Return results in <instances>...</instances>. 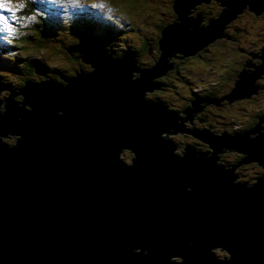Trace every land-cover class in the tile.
I'll return each mask as SVG.
<instances>
[{
	"label": "water",
	"instance_id": "95a60500",
	"mask_svg": "<svg viewBox=\"0 0 264 264\" xmlns=\"http://www.w3.org/2000/svg\"><path fill=\"white\" fill-rule=\"evenodd\" d=\"M202 1L209 2L174 1L181 22L162 30L149 69L132 57L112 59L81 37L66 50L80 52L93 72L76 71L63 84L30 82L19 91L0 82V89L24 96L22 106L11 97L0 105V264H264V174L233 183L241 163L264 169V127L233 136L189 130L183 122L200 110L197 103L180 117L143 100L146 90L158 88L152 78L173 68L169 57L194 55L225 36V25L245 9L264 11V0H219L220 16L201 27L199 13L186 15ZM260 58L240 70L229 101L257 92L264 52ZM132 71L140 77L131 79ZM181 131L212 152L185 146L183 156L174 154L162 133ZM6 133L20 135L14 146L2 143ZM223 147L244 158L229 169L217 165ZM124 148L135 155L132 165L118 158Z\"/></svg>",
	"mask_w": 264,
	"mask_h": 264
},
{
	"label": "trees",
	"instance_id": "16d2710c",
	"mask_svg": "<svg viewBox=\"0 0 264 264\" xmlns=\"http://www.w3.org/2000/svg\"><path fill=\"white\" fill-rule=\"evenodd\" d=\"M174 1L175 0H169L170 4L172 5V10L170 9V12L168 13L167 11H165V16L167 14L176 17L173 9ZM104 2L106 7L111 8L113 12H117V10H123L127 14H132L131 9H134L136 6L139 7L138 4L145 3L143 0H104ZM76 8L77 6L72 7V15L67 16L64 13L65 9L59 6H55L49 3V1L47 6L46 1L43 0H26L24 3H22L20 9L22 12H27L31 20L32 27L27 29H22L19 26H15L17 25V23H12V25L6 17H2L0 15V17H2V19H0V70H4V72L0 71V78H5L10 74H14L17 77L15 81L16 85L14 84V86H17V89L19 90H21L26 84L30 82L39 83L50 80L56 83H62L61 80L66 79L65 81H67L68 79L76 78L77 74L74 76L73 74L66 73L63 69L57 68L54 65L51 66L47 63V61H42L41 55H39L37 59L31 57L30 55L32 54V52L29 51V48L34 46L36 47V53L43 54L46 50H48V46H55V44H57V46H60V48L64 49L69 55V58H71L69 51H67L66 49L70 46L77 45V43L80 44V37H82L86 41L91 40L97 42L101 47L104 48V50L112 59H121L126 56L132 57L135 60V65L138 66L139 69H149L155 64L156 61L152 65L151 62L142 61L140 58L141 56L147 55L151 50L150 40L152 34H144L141 39V46L135 48L133 44L127 43L128 34L121 33L127 29H137V25H129L128 23L130 22L127 23V20H123L124 23H122L121 20H117L114 17L105 19L104 15L97 8L84 3H82V6L79 7V11H77ZM190 9L191 12L195 11V14H187L186 16L189 19L196 18V15L199 13L201 15V20H203L204 18L206 21L208 20L211 23L220 16L222 7L220 6L219 0H209V2L207 3L202 1L199 5H196L195 7L192 6ZM246 10L247 9H245L243 12H246ZM243 12L236 18L243 17ZM253 13L254 15L256 14L254 11ZM52 14H54L57 18H54ZM258 15H261L264 19V11H262V13ZM74 18L75 20L72 21ZM59 19L62 20V22H60ZM70 21L72 22L68 24V31L65 29L64 32L66 33L67 39L60 38V35H63L64 33H60L59 30L62 28V26H67V22ZM178 22H181V20H179ZM147 24V21H143L141 27L147 28ZM229 24L230 23L225 25L224 31L222 32L225 37H220L219 40L222 38L229 39L226 36L233 37L234 39H229L233 44V51H231L230 47H221L220 49H217V47L220 46L221 43H219L215 47L216 53L218 55L223 54L229 60H231L235 55L239 56L238 60L233 61L234 66L231 67L230 71L228 72L231 77V81L229 82L227 89L220 91V93H217L211 90L212 87H206V91L203 90L201 92V89H199L198 94L197 92H192L193 87H190L191 93L190 95H186L185 100H187V102L182 105L181 109L179 107H172V105L166 104V101L162 100L161 97L158 96V94L150 97L144 95L143 100L145 102L158 104L179 115L180 117H185L184 110L189 105L191 106L192 104L197 103L200 109H203V111H205L207 108L204 107V104L206 102L211 103L213 101L212 98L219 96L218 100L221 102V106H224L221 107L220 103L217 102L218 105H211L215 109L208 110L212 117L217 118L214 123L212 122V118L208 117L207 114H205L206 123L199 124L197 122H194L192 120L198 113L192 112L191 114L193 115V117L191 118L190 124L184 122L183 126L189 130L207 129L209 133L214 135H221L224 132L228 136L242 134L250 128L256 126L258 123L260 127H264V124L259 122V118L264 116V83H261L262 80H264V74L255 82L256 85L259 86V89L256 93L248 97L246 96L241 99H236L235 101L233 100V102L227 99V95L233 87L234 81L238 77L240 70H242L243 68L250 70L251 66L259 65L262 63L260 56L264 52V23L258 27V41L256 43L251 42L249 45L243 43L240 40V36H243L245 34H252L254 31V26L247 28L242 24L231 23L232 26H230ZM160 25H158V27H160ZM164 26L159 28L161 32L165 28ZM199 26H201L200 23ZM119 27H121V29H119ZM229 28L231 30H229ZM156 30H158V28H156ZM68 34L71 36H68ZM154 36V39L156 41V48H159L158 42L161 37H156V35ZM120 41L122 43L118 44V42ZM118 45L121 46L122 50L118 51L116 49ZM209 48L211 50L214 49L213 43ZM203 49L208 50L207 48ZM20 50L24 52H21V54L20 52H18ZM199 51H197L196 53H198ZM80 54V52L72 51L71 59L76 63V69L73 68V73H75L77 69L80 70V73L93 72L94 66L89 62H84ZM199 54L200 52L198 53V55ZM76 56L78 57L77 60L74 59ZM172 56L181 58L183 54L175 53ZM256 57H258V59H255ZM187 58L188 56L183 57V59L186 61L188 60ZM226 66H228V63L226 64ZM248 66L249 68H247ZM27 68H31L34 72L38 71L41 74V77H38L39 82H37L36 78L29 77L32 76L33 73H31V75H28L26 73ZM174 70L177 74V68H175ZM55 73H57V75L53 76V74ZM133 73H137V71H132L131 75H133ZM153 82L157 84L158 88H164L165 86L172 85L171 80L169 79V73L165 77H161L158 81ZM1 83L11 88L10 84L7 82L1 81ZM251 89L252 88H248L246 90L249 91ZM16 99L19 106H22V103H20V101H23L24 99L23 94H21V96ZM239 102L243 103V110H245L246 112L242 120L236 118V116L231 113L232 109L238 108ZM0 105H3L2 99ZM197 119L198 116L196 120ZM177 122H180V119H177ZM169 131H172V128H169ZM5 135L7 136L2 139V143L7 147L14 146L17 142V139L20 138V135L17 134L6 133ZM249 135L253 137L255 134L248 133V136ZM162 136H164L165 139H169L176 146V148L173 150V153L179 156H183V152H185V146H194L195 150L198 151L212 152V148L209 147L208 143L201 141L190 133H186L183 131L177 134L163 132ZM122 150H126V153H124ZM122 150L121 152H119L118 158L122 161L123 164L132 165V158H135L133 152L125 148ZM226 150L232 152H226ZM127 153L129 154V159L126 161L122 158V156H127ZM195 155L198 156V153H195ZM209 155H211V153L206 154L207 157H209ZM217 156L219 157L218 160H216V164L225 169L232 168L233 166L237 165L242 158H244L241 153L235 150L227 149L226 147H223L222 152H218ZM246 168H253V175L251 177L247 175L245 178H242L240 171ZM233 174L238 175V177L233 180V183L245 182L246 184H249L251 182H254L260 175L264 174V169H262L255 162H249L245 164L241 163L234 168ZM139 251L140 248L131 250V252ZM145 253H147V250H143V254ZM214 254L219 257L226 256L225 252H221L218 250L215 251ZM178 261L179 260H176V263H178Z\"/></svg>",
	"mask_w": 264,
	"mask_h": 264
},
{
	"label": "rangeland",
	"instance_id": "374dc122",
	"mask_svg": "<svg viewBox=\"0 0 264 264\" xmlns=\"http://www.w3.org/2000/svg\"><path fill=\"white\" fill-rule=\"evenodd\" d=\"M25 1L26 0H0V3H3L5 5L4 7H0V15L2 17H6L11 24L17 23V25L15 26H19L22 29L31 28L32 23L27 12L25 11L22 12L20 9L22 3H24ZM43 1H46L47 6L49 1V3L65 9L64 13L67 16L72 15V10H71L72 7L77 6L76 10L79 11V7H81L82 3H84L94 8H97L104 15L105 19L114 17L117 20H121L122 23H124L123 20H127V23L130 22L128 23L129 25L132 26L137 25V29L134 30L127 29L123 31L121 34H128L127 43L133 44L135 48L141 46V39L144 34H152L150 40L151 50L148 52L147 55L140 57L142 61L151 62L152 65L159 57V50H158L159 48H156V41L154 39L155 37L154 35H156V37L158 36L161 37V30L159 29L160 27H163L164 25H165L164 27H166L169 24L178 22V19L176 17L167 14L166 16L164 15V13H166L165 11H167L168 13L170 12V9L172 10V5L170 4L169 0L168 1L143 0L145 2L144 4L140 2L141 4H138L139 7L136 6L134 9H131L132 14H127L123 10H117V12H113L111 8L106 7L104 0H43ZM200 3L201 2L197 3L196 5H199ZM249 11L250 10H246V12H243L244 15L243 17L235 18L234 20L229 22L230 26H232L231 23L242 24L247 28L254 26V31L252 34H245L243 36H240V40L247 45H249L251 42L256 43L258 41V30H259L258 27L264 23V19L262 16L256 14L254 15L252 11L251 12ZM193 14H195V11L194 12L192 11L190 15ZM52 15L54 16V18H57L55 17L54 14ZM74 20L75 18L72 21ZM59 21L62 22V20L60 19ZM72 21L67 22V26H62L59 32L63 34L65 32V29L68 31L69 28L68 24H70ZM143 21L148 22L147 28L141 27ZM209 23L210 22L208 20L206 21L204 18L203 20L200 21V25L203 27H206ZM158 25H160V27H158ZM156 28H158V30H156ZM119 29H121V27H119ZM229 30L231 29L229 28ZM68 36L71 35L68 34ZM224 37L225 36H223V38ZM60 38L67 39L66 33L60 35ZM223 38L220 39V41L219 38H215L214 40H212L206 46L203 47V48H207L208 50L203 49L199 51L200 52L199 55L198 52L193 56H188L187 61L184 60L183 58H176L174 56L169 57L167 63L172 64L173 68L166 69L165 75L154 77L152 78V81H158L161 77H165L169 73V79L171 80L172 85L165 86L164 88L153 89L152 91L146 90L144 92V95L150 97L158 94V96H160L162 100L166 101V104L172 105V107H179L181 109L182 105L187 102V100H185L186 95H190L191 93L190 87H193L192 92H197L198 94H199V89H201V92L203 90L206 91V87H212L211 90L217 93H220V91L227 89L228 84L231 81V77L228 74V72L230 71V68L234 66L233 61L238 60L239 56L235 55L231 60H229L223 54L218 55L216 53L215 47L219 43L221 44L220 46L217 47V49H220L221 47H230L231 51H233L232 49L233 44L231 40L223 39ZM121 43H122L121 41L118 42V44ZM212 43L214 45L213 50L209 48L212 45ZM47 48L48 50H46L43 54H41V53H36V47L32 46L29 48V51L32 52L30 56L37 59V57L41 55L42 61H47V63L50 64L51 66L54 65L57 68L63 69L66 73H71L74 76L76 75L75 73H73V68L76 67V63L74 60L71 59L72 51H69L71 55V58H69L67 52L64 49L60 48V46H57V44H55V46H48ZM116 49L118 51L122 50L120 45H118ZM18 52L21 53L24 51L20 50ZM11 53H15V52H11ZM255 59H258V57H256ZM227 63L228 66H226ZM175 68H177L178 71L177 74L175 73L174 70ZM0 71L4 72V70H0ZM77 71L80 72L79 69H77ZM26 73L28 75H31V73H33L32 76L29 77H34L36 78L37 82H39L38 77H41V74L38 71L34 72L31 68H27ZM56 75L57 73L53 74V76ZM138 76L140 77L139 72L133 73V75H131V78L134 79L137 78ZM16 79L17 77L14 74H10L5 78H0V82L1 81L7 82L10 84L12 90L19 91V89H17L18 87L14 86ZM61 82L65 83L66 81L61 80ZM261 83H264V80H262ZM20 96L21 94H16L13 96L11 91L8 89H0V99L3 100V105L6 104L7 97H11L13 102L17 104L18 102L16 98H19ZM227 97L229 96L227 95ZM218 98L219 96H216L212 98L213 101L211 103L206 102L204 104V107H206L207 109L205 111H203V109L198 110L197 111L198 114L194 116L192 121L197 122L199 124L206 123L205 114H207L208 117L212 118V122L214 123L217 120V118L212 117L211 114L208 112V110L215 109L211 105L212 104L218 105L217 102H219L221 106V102L218 100ZM26 108L31 109L28 105L26 106ZM231 113L234 114L236 118L242 120V118L246 114L245 110H243V103L239 102L238 108L232 109ZM197 116L198 119L196 120ZM184 122L190 124L189 120H186ZM257 125H259V123ZM2 139H4V137ZM122 151L126 153L125 152L126 150H122ZM226 152H232V151H226ZM122 157L125 160H128L129 154L127 153V156H122ZM240 173L242 175V178H245L247 175L251 177L253 175V168L243 169L240 171ZM176 260H180V259L176 258Z\"/></svg>",
	"mask_w": 264,
	"mask_h": 264
},
{
	"label": "bare ground",
	"instance_id": "6f19581e",
	"mask_svg": "<svg viewBox=\"0 0 264 264\" xmlns=\"http://www.w3.org/2000/svg\"><path fill=\"white\" fill-rule=\"evenodd\" d=\"M191 13V12H190ZM261 16V15H260ZM121 39V38H120ZM220 41V40H219ZM211 105V104H210ZM264 124V123H263ZM165 133H167V132H165ZM178 133V132H177ZM13 136V135H12ZM15 136V135H14ZM128 150H130L131 151V149H128ZM210 150V149H209ZM212 150V149H211ZM227 151V150H226ZM132 152V151H131ZM255 163H257V162H255ZM258 164V163H257ZM259 165V164H258ZM260 166V165H259ZM261 167V166H260ZM262 168V167H261ZM263 169V168H262Z\"/></svg>",
	"mask_w": 264,
	"mask_h": 264
},
{
	"label": "snow or ice",
	"instance_id": "6c2138e0",
	"mask_svg": "<svg viewBox=\"0 0 264 264\" xmlns=\"http://www.w3.org/2000/svg\"><path fill=\"white\" fill-rule=\"evenodd\" d=\"M5 5L3 3H0V7H4ZM2 19V17H0Z\"/></svg>",
	"mask_w": 264,
	"mask_h": 264
},
{
	"label": "flooded vegetation",
	"instance_id": "af4514ba",
	"mask_svg": "<svg viewBox=\"0 0 264 264\" xmlns=\"http://www.w3.org/2000/svg\"><path fill=\"white\" fill-rule=\"evenodd\" d=\"M123 158V157H122ZM124 159V158H123ZM125 160V159H124ZM127 161V160H126Z\"/></svg>",
	"mask_w": 264,
	"mask_h": 264
}]
</instances>
